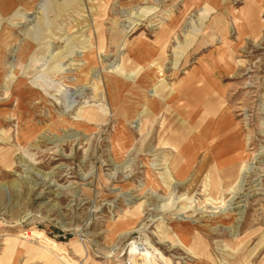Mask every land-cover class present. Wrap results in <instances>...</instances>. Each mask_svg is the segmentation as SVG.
I'll return each mask as SVG.
<instances>
[{
    "label": "rangeland",
    "instance_id": "obj_1",
    "mask_svg": "<svg viewBox=\"0 0 264 264\" xmlns=\"http://www.w3.org/2000/svg\"><path fill=\"white\" fill-rule=\"evenodd\" d=\"M133 254L264 264V0H0V264Z\"/></svg>",
    "mask_w": 264,
    "mask_h": 264
},
{
    "label": "crops",
    "instance_id": "obj_2",
    "mask_svg": "<svg viewBox=\"0 0 264 264\" xmlns=\"http://www.w3.org/2000/svg\"><path fill=\"white\" fill-rule=\"evenodd\" d=\"M220 120H221V122H220V124H223L224 123V119L222 118H220ZM228 130V129H227ZM230 131V130H229ZM229 131H227L226 133V136L228 137V140L224 143V147L222 148V149H217L216 150V152H217V156H221L224 152H228V151H230L229 153H232V152H234L233 154L235 155V154H237L238 153V150H240V147H241V141H240V137L238 138V136L237 137H235V138H233V137H230V132ZM203 137V136H202ZM230 137V138H229ZM203 140H204V137H203ZM193 142V141H192ZM196 145H197V143H195L194 142V146L196 147ZM197 148V147H196ZM202 148H204V145H203V147ZM192 152H194L193 153V155L195 156V154H196V151H192ZM234 155L233 156H231L230 157V159H232L233 157H234ZM193 156V157H194ZM193 157H188V155H185V157L183 158L184 160H185V162L186 163H188L189 161L188 160H190V161H193ZM189 158V159H188ZM182 164V162H180L179 163V167H177V168H175L176 169V174L178 175V174H183L184 172H185V167H184V165L182 166L181 165ZM185 164V163H184ZM216 170V169H215ZM214 170V171H215ZM217 171V170H216ZM218 172V171H217ZM218 175V174H217ZM217 175H216V173L214 174V172H213V169H212V171L210 172V176H209V178H210V180H211V183H210V185L212 184V185H214V187L216 186V187H220V184L218 183V181L216 180V177H217ZM236 174H234V175H232V176H229L228 177V181L230 182V180H232L233 178H234V176H235ZM218 187V188H219ZM223 187H225V185H223ZM217 188V189H218Z\"/></svg>",
    "mask_w": 264,
    "mask_h": 264
},
{
    "label": "bare ground",
    "instance_id": "obj_3",
    "mask_svg": "<svg viewBox=\"0 0 264 264\" xmlns=\"http://www.w3.org/2000/svg\"><path fill=\"white\" fill-rule=\"evenodd\" d=\"M180 136L179 135H177L176 136V142H174V143H172V145L176 148V150H179L180 149V147L184 144V143H186V141L185 140H183L180 144L177 142V140H178V138H179ZM173 141V138L171 139V142ZM188 146L186 145L185 146V148H183V152L184 153H188L187 151V148ZM186 151V152H185ZM189 154V153H188ZM174 166L177 168L178 167V165H175L174 164ZM232 173H234L235 172V168H233L232 169ZM230 176H231V174H229ZM229 177V176H228ZM227 188V187H226ZM228 205V204H227ZM227 205H226V207H227ZM231 205V204H230ZM231 208V207H230ZM189 231V230H188ZM189 233V232H188ZM188 235V234H187ZM186 237V236H185ZM191 237V236H190ZM137 238V237H136ZM198 242H200V241H198ZM132 244H133V246H132ZM205 244V243H204ZM137 245V244H136ZM136 245H134V241H132L131 243H130V246H131V248H130V251H131V254L132 253H134L136 250H140V252L139 253H141V254H143V255H145V253L141 250V249H139L138 248V246L136 247ZM143 246V245H142ZM206 250V248L204 247V251ZM138 254V253H137ZM136 256V255H135ZM138 257V256H137ZM135 258L134 257V254L129 258V261H130V264H144L145 262H146V260H148V257L146 258V260H144L145 262H143V261H140L139 260V258H142V257H139V258ZM144 259V258H143ZM143 262V263H142ZM150 262V261H149ZM147 263H148V261H147ZM146 263V264H147ZM150 264V263H149Z\"/></svg>",
    "mask_w": 264,
    "mask_h": 264
}]
</instances>
